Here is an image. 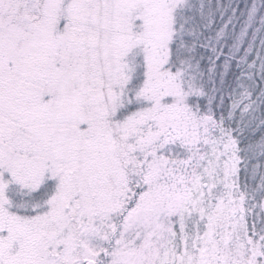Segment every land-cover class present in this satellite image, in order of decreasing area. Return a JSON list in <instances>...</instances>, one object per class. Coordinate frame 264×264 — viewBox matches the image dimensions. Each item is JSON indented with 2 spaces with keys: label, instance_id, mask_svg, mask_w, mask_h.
<instances>
[{
  "label": "snow or ice",
  "instance_id": "6c2138e0",
  "mask_svg": "<svg viewBox=\"0 0 264 264\" xmlns=\"http://www.w3.org/2000/svg\"><path fill=\"white\" fill-rule=\"evenodd\" d=\"M0 264H264V0H0Z\"/></svg>",
  "mask_w": 264,
  "mask_h": 264
}]
</instances>
